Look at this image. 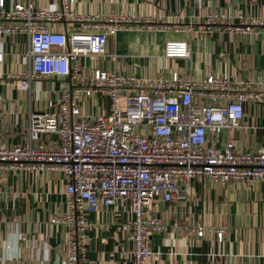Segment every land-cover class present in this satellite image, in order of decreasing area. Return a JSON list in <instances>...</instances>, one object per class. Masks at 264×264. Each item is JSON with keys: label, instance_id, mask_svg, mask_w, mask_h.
I'll return each mask as SVG.
<instances>
[{"label": "built area", "instance_id": "obj_1", "mask_svg": "<svg viewBox=\"0 0 264 264\" xmlns=\"http://www.w3.org/2000/svg\"><path fill=\"white\" fill-rule=\"evenodd\" d=\"M74 1L39 8L33 0L10 5L0 0V36L26 34L29 39V67L9 74L7 83L29 90L33 81L56 77L64 84L48 101L52 110L29 112L24 143L7 145L0 138V170L62 172L66 208L50 223L67 227L66 264H85L88 216L117 204L127 210L117 229L131 243L130 261L145 264L152 255L151 235L168 229L156 213L159 204L186 198L193 178L264 181V148L237 150L231 139L216 146L223 130L241 127L243 103L264 102V91L254 89L253 81L214 74L192 78L173 71L163 78L99 68L83 73L77 58L103 55L108 35L131 27L157 31L165 25L151 15L78 13ZM237 18L235 23L227 12L211 11L203 25L190 30L264 32V13ZM64 21L78 22L81 30L68 33L65 25L58 26ZM189 56L187 41L164 42L163 58ZM49 134L56 141L46 144L41 137ZM196 233L202 236L203 226ZM216 236L221 242L224 231L218 229Z\"/></svg>", "mask_w": 264, "mask_h": 264}, {"label": "crops", "instance_id": "obj_2", "mask_svg": "<svg viewBox=\"0 0 264 264\" xmlns=\"http://www.w3.org/2000/svg\"><path fill=\"white\" fill-rule=\"evenodd\" d=\"M27 0H7L12 2ZM39 8H55L59 0H33ZM75 12L151 15L163 29L122 28L107 36L101 56H80V71L94 69L146 77H168L177 71L183 77L203 78L208 74L244 78L254 89L264 91V32L228 33L190 30L203 25L211 11L250 17L264 13V0H75ZM68 33L80 31L78 22L64 21ZM182 31H174L173 27ZM172 27V28H171ZM168 39L187 41L186 59L162 57ZM26 34L0 36V138L7 145L28 138L29 112H49L48 101L63 88L62 80L49 77L31 82L29 90L8 84L7 76L29 67ZM106 106L103 104L102 108ZM241 127L223 130L216 143L231 139L238 150L264 148V102L243 103ZM46 144L55 135H42ZM65 181L59 170H0V264H66V231L50 218L66 208ZM157 215L166 224L164 232L153 233L152 255L145 264H264V181L217 183L199 177L189 182L186 198L161 202ZM123 205L98 207L87 228L85 264H132L131 243L117 225L125 219ZM175 224L176 227H173ZM203 226L204 234L196 233ZM218 229L224 231L217 240Z\"/></svg>", "mask_w": 264, "mask_h": 264}]
</instances>
